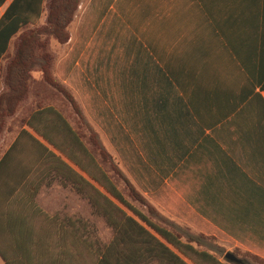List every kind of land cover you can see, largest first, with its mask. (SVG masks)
Segmentation results:
<instances>
[{"label":"crops","instance_id":"0c3cea01","mask_svg":"<svg viewBox=\"0 0 264 264\" xmlns=\"http://www.w3.org/2000/svg\"><path fill=\"white\" fill-rule=\"evenodd\" d=\"M14 1L0 0V22ZM69 32L55 77L137 190L170 219L264 259V0H81ZM18 134L4 127L0 158ZM55 240L25 263L84 264L82 251L52 256Z\"/></svg>","mask_w":264,"mask_h":264},{"label":"trees","instance_id":"16d2710c","mask_svg":"<svg viewBox=\"0 0 264 264\" xmlns=\"http://www.w3.org/2000/svg\"><path fill=\"white\" fill-rule=\"evenodd\" d=\"M80 2L16 0L0 22V79L3 77L4 82V89L0 93V134L8 117H14L12 125L19 128L18 138L0 158V255L6 264H26L27 257L42 255L43 246L46 248L49 242L56 244L57 238L64 243L49 245L52 256L61 254L66 259H72L79 251L83 254L88 252L94 258L91 264H227L216 255L197 247L204 235L189 234L185 229L191 232V228L184 226L186 238L183 240L181 230L175 224L168 222L172 229L157 224L132 206L96 162L71 122L52 102L54 95L59 94L70 103L76 115H84L71 90L54 81L49 65L52 57L46 51L50 38H54L60 45L68 43L69 29ZM44 9H47L45 24L37 27ZM21 30L14 40V51L11 54L9 46L12 37ZM36 68L42 73L40 80L32 76ZM29 95L32 100L17 111L20 103ZM25 127L30 128L41 140L26 131ZM44 143L57 151L59 156L52 153ZM24 146H27L28 152L23 149ZM61 158L75 165L92 182ZM47 164L64 175L79 191H83L113 228L114 237L102 250L92 251L78 229H75V221L65 219L64 222L57 216L43 214L48 220V226L38 228L31 222L34 215L42 212L32 204V200H29L30 204L37 213L29 215L18 207L22 204L19 198L27 178L34 172L41 173L42 169H38ZM124 181L130 195L148 205L147 199L128 177ZM31 185L30 196L33 197L38 188L33 183ZM149 211L156 213L151 206ZM56 247L60 248V253L56 252ZM234 253L242 252L234 249ZM242 254L254 262L264 264L262 258L248 252Z\"/></svg>","mask_w":264,"mask_h":264},{"label":"rangeland","instance_id":"374dc122","mask_svg":"<svg viewBox=\"0 0 264 264\" xmlns=\"http://www.w3.org/2000/svg\"><path fill=\"white\" fill-rule=\"evenodd\" d=\"M43 24H45V22L40 23L37 27L43 26ZM62 50V46L54 38H50L48 40L46 51L52 57V61L51 63H49L51 67L50 73L52 74L56 83L59 81L55 77L54 66L58 57L61 55ZM32 76L37 80H40L42 78V73L40 72L39 68H36L35 71L32 72ZM31 100L32 96L29 95L25 101L20 103L17 111H19L24 105L28 104ZM52 102H54L58 106L64 116L71 122L74 129L77 130L78 134L80 135L83 144L95 157L96 162L101 166L103 170H105V172L109 175L110 179L116 184L117 188L120 190V192H122L124 197L132 206L144 212L157 224L165 225L170 229H172V227L168 222L175 224V227L181 230L183 240H185L186 238V231H188L189 234H201L193 230L190 232L184 227L187 225L180 224L170 219L168 216L161 214L152 204L148 203V200V205H146L134 199L130 195L129 188L126 185V182L124 181V178L126 177L125 174L120 171L118 165L116 164V161L110 155L111 153L105 148L101 136L93 128L86 116L83 115L82 117H79L78 115H76V113L72 110L70 103L59 94L57 96L54 95V99ZM10 122L13 123L11 121V117L6 118L5 126H7ZM104 154L106 155L104 156ZM67 162V164L76 172L88 178L75 165H73L69 161ZM50 166H48V164L46 166L42 165V167L38 169H42L41 173L38 171L34 172L27 178V184L24 187V191H22L19 198L21 199L22 204L18 207L20 209H24L30 215L35 212V208L32 207V204H34V206L42 212L41 214L35 212L37 214L36 216L34 215L35 218H33L31 222L32 225L38 228L42 226H48V220L45 219V216H57L61 221L63 220L64 222L65 219H71L75 221L78 231L82 235L83 239H85L87 245L93 246V250H102L104 246L108 245L112 241L114 237L113 228L108 224L104 215L93 205L89 197L83 191H79L77 186L72 184L64 175L59 176L58 173L54 172L52 173L51 181L53 184L51 185V187L48 186V183L44 185L42 182L43 174L48 171ZM49 174H51V172ZM89 181L92 182L90 179ZM32 183L38 188L33 197L30 196V190L33 186L31 185ZM93 184L95 185V187L102 190L96 183ZM26 200H32L33 203L30 204V201L28 202ZM150 206L151 208L153 207L155 209L156 213H151L149 211ZM56 212L58 213L54 214ZM43 214H45V216ZM204 236L205 237L201 239V242L197 245V247L199 249L206 250L216 255L220 261L225 262L227 264H232L225 259V254L227 252H232L243 261L246 259V264H259L251 260L249 256H244L242 254L244 253L243 251L240 250L242 253L236 254L234 253V249L236 248H229L225 246L224 244L220 243V241L215 237H210L206 235ZM211 238H215V240H212ZM83 255L84 264H91V261L94 260L93 257L90 258L91 256L89 257V255H87L86 253H84ZM189 264L193 263L189 262Z\"/></svg>","mask_w":264,"mask_h":264},{"label":"water","instance_id":"95a60500","mask_svg":"<svg viewBox=\"0 0 264 264\" xmlns=\"http://www.w3.org/2000/svg\"><path fill=\"white\" fill-rule=\"evenodd\" d=\"M225 259L232 264H245L244 261L240 258H238L235 254L232 252H227L225 254Z\"/></svg>","mask_w":264,"mask_h":264}]
</instances>
